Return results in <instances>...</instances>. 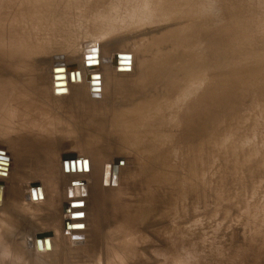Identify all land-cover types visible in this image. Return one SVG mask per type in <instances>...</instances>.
<instances>
[{"label":"rangeland","instance_id":"rangeland-1","mask_svg":"<svg viewBox=\"0 0 264 264\" xmlns=\"http://www.w3.org/2000/svg\"><path fill=\"white\" fill-rule=\"evenodd\" d=\"M172 2H176L175 5L188 7V12H186L187 14L185 18L188 17V27L186 31L190 34L187 35V32H185V40H188V37L189 39H191L190 36L192 35L191 37H193L194 34H196L191 39V42L188 40V44L185 43V46L182 47L184 48V57L182 59L177 58V56L175 55L174 44H152L153 40H155L157 38V35L159 34H147L145 32V28L148 27V24L151 21L158 22L165 33L169 31L173 24L175 25L174 18L176 16L171 13V7L165 6L166 3L167 5H171ZM84 3L86 4V7H84ZM95 4V0H0V15L7 13L9 14L8 18H12L11 21H8L9 23H4L5 26H3V23L1 25L5 27L4 30H6L7 27L11 26L10 28H12L13 32H16L18 37L21 36L19 39L22 40L21 42L18 39L17 35H14L15 33L10 32L14 35L11 37V35H9L10 33L7 35L6 31H4L3 36L7 35V37H3L5 38L3 39L5 44L2 45L5 46L6 51L9 52L11 50L10 53L12 55H15L16 58H14L17 59V64L21 62L18 61V59H21L22 62H28L27 64H24V62L20 63L22 73H24L23 71L26 72L27 68H31L26 72L29 76H25L24 81H26L27 77H30V74H32L30 79L35 78L36 76L37 80L41 78L36 83L38 86H41V88L44 89V94H46H43V97L39 98V101L35 103L23 101L24 99L19 100L20 97H18L17 99L14 98L13 100L8 101V103L4 105L5 107L3 106V104L0 105V129L2 127L3 129H5L6 127L4 126L10 128L5 129L9 130L8 132H4L3 129L0 130V133L2 132L3 135H0V143L3 142L2 144H4V142L8 141V144H4L7 145V147H4V145L0 144V150L4 152L5 156H7L4 157L5 160H2L0 158V161H7L9 164L11 163L10 170L13 168V171H16V173L13 174L14 177L18 176V178L22 180L21 181L19 179L18 183L20 184L17 185L16 195L17 199H19L18 201H16V203L19 204V207H16L18 206L17 204L14 205L15 207L6 206L7 204L11 205L9 203L10 201L8 202V200H11L8 199L9 196L11 198V195H8V193H10L11 191L6 192L11 187L10 176L8 177L9 179L4 178L6 180H3V182H1L3 183L2 186H4V183L8 182V189H4L7 194L5 193L4 195L5 202H2V204L0 202V210H2L6 206L4 208L5 210L3 209L2 211L5 213H7L6 211H8V216L10 215L11 217V214L14 215V213L20 214V216L18 215V218L22 222L21 230L25 232L29 231L28 240L30 242H32L36 238V232L47 234V232L50 230L48 234L53 235L54 233H56V235H54L59 237V239L64 242L68 241L67 238L70 237L69 240H72L68 241L69 243L71 242L80 245L82 243L88 244V241H86L88 240V234H83L82 231L84 227L82 230H80L79 227V225H81V219L84 218L86 213L88 220L84 224L87 225V227H89L91 231L95 229L96 234L101 233L99 227L96 224L93 225L94 223L91 220V203L90 206L87 202L84 203L87 198H82L81 192L79 191L77 193L72 192L71 194V191H75V189L70 190L71 179L63 183L66 180L59 179V177H57L58 175L56 176V172H60V168H58L59 170L57 169V167H60V159H62L63 157L65 158L69 155L78 156V154L74 152V147L77 143V147L83 146L81 148L85 147L86 149L90 148V146L93 145L99 152L96 153L97 155H95L94 159H104L103 161L105 162V159L107 157V163H110L112 161L110 156L103 153L105 151V148L107 147V141L97 131H94L92 129V127H95L99 122L97 118L92 119L90 113L86 115H81V112L79 114H75L74 112H79L80 110L84 111V108L78 104L70 105L65 103L68 98L71 97H69L67 92L64 93L67 96H65L64 94H60V97L52 96V94L50 93L51 87L49 72L50 68L53 65H63L71 61V63H69L67 67H65V69L75 72L74 74H76L77 72L79 73V71L83 68V64H81L82 67L80 65L81 43L87 40L88 37L90 39L94 38V36H97V34H101L104 35L103 37L107 38H102V36H99L97 38V41L105 39L103 40L104 42L102 41V43L99 41V43L102 44H99V46H101L100 51L101 54L103 52V56L105 54L108 55V52L102 49L104 48V44L108 41H113V43L115 44L117 42L118 44L121 43L120 45H126L125 43L121 42V39L129 32L130 29L119 30L117 24L113 22V20H119L121 14H112L109 12L104 18L107 19L102 22L100 18H97L99 15V7ZM64 5L66 6L64 7ZM82 8L84 13L81 10ZM211 8H215L214 10H217L218 13L217 11L212 12ZM62 9L65 11H63ZM70 9L73 10L71 11ZM143 9V14L127 15L128 26L130 23L139 24L140 26H137L136 29L144 32V35L141 34L138 37H135V40H132L130 42V44L133 43L132 46L130 44L129 46L135 50L134 52L140 54H154L155 50H159L161 52L160 55L162 59L164 61H167V64L170 65L169 70H179V68L184 67L188 85H185V91H181L178 95L172 96L171 99V103L174 107L171 108L173 114L170 118V152L168 153L167 157L168 164L166 166V170L163 169L164 164L166 163V158H164L162 154H156L155 157L151 160L152 162H147V160L151 158L146 157V155L144 156L143 151H141V145L138 144L136 164L138 166V169L136 173H134V176L129 175L128 172L126 173L125 177H133V179L130 180L131 183H134L136 178V188L138 190L137 201L140 203V205L143 206L144 210H146L150 204L149 201L144 198V196L142 197L143 193L144 195H147L146 192L149 193L150 190H154V188H157L164 183L167 185L171 196L170 221L172 223V226L170 227V233L180 231V228L177 227H182V223L188 221L185 216L189 211L190 215H195V217L201 221V224L197 225L198 228L196 229L197 231L200 230L198 231L199 233L196 237V243L201 249H199L200 252L198 254L200 264H264V0H160V2L159 0H144ZM207 10L209 12V15H207ZM210 10L212 15L210 13ZM68 11L70 13H68ZM199 12L200 14L202 13L203 17H199ZM203 12L205 13L203 14ZM195 14H197V16ZM68 15H70V17H68ZM111 16L112 19L109 18ZM92 17L94 19H92ZM215 17L217 21L215 20ZM214 23L215 25H213ZM197 29L201 32H199ZM193 30L194 32H196L194 33ZM115 31L117 32L115 33ZM108 32L110 33L108 34ZM200 35L203 37H201ZM35 37L36 39H34ZM46 37L50 41L46 39ZM196 37L198 38V40ZM10 38L13 40H17V43L14 41L16 45L13 44L11 46L12 48H15L14 50H12L11 47L10 50L8 49V46L10 44L7 41L10 40ZM200 38H204V40ZM59 39H61L62 41H60ZM23 40L25 45L23 44ZM63 41H65V43ZM89 43L83 44L84 46L82 47L85 51L87 48L86 46L98 44L96 42ZM118 44L114 46L116 47L115 49L120 47V45ZM16 48L19 50L23 49V53L25 55H23L22 50L17 51ZM120 49H124L123 46ZM0 51H3V49H1ZM75 51L77 53H75ZM27 52H29L30 55L26 56V54H28ZM209 52L210 54H208ZM16 53L17 55H20L17 56ZM71 53L74 54L72 55ZM70 55L73 57H71ZM106 55L105 58L107 57ZM201 55L204 56L201 57ZM34 56L35 58H32ZM76 56L78 58H76L77 60L75 59ZM198 56L202 58L203 61L199 59ZM23 57H25V60ZM27 57L28 59H26ZM30 58L34 60L35 64ZM29 59L30 61H28ZM112 60V65L116 64V67H123L130 61V59L128 58H114ZM44 61L46 62L45 64ZM114 61L117 62L114 63ZM123 63L124 65H122ZM93 64L91 63V66L89 65L88 67L95 71L97 70L95 68H98V63L97 61H94ZM25 65H27V68H25ZM54 70H62V68H56ZM58 74L62 78L55 81V83H64L63 86L60 87L64 88L66 86L65 83L68 81V74L64 71ZM55 75L56 74L53 72V77ZM47 79L49 82L46 81ZM32 80H30V82ZM44 81L46 82L44 83ZM69 81L74 82V80H72L70 76ZM81 83L82 81H80V84ZM80 84L71 88L69 90V94L74 93L75 90H77L76 88L80 87ZM74 88L75 90H72ZM198 88H200V92H196ZM104 90L106 91L105 94L108 93L109 90L107 85H104ZM32 91L33 90L26 91L24 95L30 96L29 92ZM86 91L88 97L87 99H89V102L92 100V98H89V96L92 95L93 98L95 97L94 99H96V97L100 98L104 94V92L100 94V92L95 87L85 86L82 89V93L85 95V97ZM47 94L50 95V97ZM49 99L50 101L48 102L50 104L48 102L46 103V101ZM182 99L186 100L187 104L185 107L186 116L185 119L181 123H179V121H177L175 117V115L178 113L176 110V106L182 103ZM11 103L12 105L10 106L9 104ZM58 104L61 106H57ZM1 106L4 107V109ZM1 108L3 109V112ZM12 130L13 135L15 134L14 137H16L17 135L16 138L19 137L21 140L25 139L27 137L26 135L32 136L35 133L37 135L38 133L43 135L42 132H44V135L49 137H47L46 140H50L49 144H47L48 146H45L48 148V150L52 148L51 150L53 151L50 150V152L48 150H44V154H46V151H48L46 156H44L45 160L43 158L41 159V161L37 160V162L35 159L40 158L39 152L41 150L43 151V149L40 146L38 147L37 145L29 146L30 144H25L24 146V143L19 138L18 140H20V142L18 140L16 141V138L13 139V135L11 137L12 141L15 140V142H17L18 145L20 144L21 146H18L16 149L14 148L15 150H11V147L8 148V145H11V138H9V140L8 137L11 136L10 134H12ZM179 130H181V133L183 131V133L181 134ZM14 131L16 133H14ZM22 133L24 135H22ZM4 138H6V141H3ZM52 144L55 145L53 146ZM62 145L64 146V148H62ZM19 147L21 152H19L20 150L18 151ZM21 147H24V149L22 150ZM57 148L62 152L58 151ZM25 149H27V152L25 151ZM31 149H34L32 153L34 151L37 152L33 153V155L35 156L31 154ZM21 153H23L22 155L24 156H21ZM51 153H53L52 156H55L51 157ZM99 154L100 157L98 158ZM28 156L30 157V159ZM13 157L16 159L19 158V160H13ZM180 157L182 161L180 160ZM51 158L52 160H50ZM54 158L56 159L55 161L53 160ZM58 158L60 159L58 160ZM20 159L22 161L24 159L26 162L28 160L25 167L18 169L21 172L23 170L25 174H23V172L20 173V171H17L15 166L11 167L12 163L15 164L16 161H19L17 163H20ZM122 159L128 160L127 158H125V156H122ZM29 160H33L34 162L36 161L35 163H39L40 165H35L33 161L32 164ZM28 163L31 165H28ZM56 164H58V166ZM46 165H50L48 166V170L50 169V172L47 171ZM29 166L32 168L28 169ZM51 167L53 169H51ZM23 168H27L26 172ZM41 168L43 170H41ZM27 170H32L33 172L31 171V173ZM41 171H45V173H42ZM48 172L50 174H48ZM2 173L5 172H3L0 168V178L4 177ZM53 173H56L55 178L54 176H52ZM36 174L38 176L41 175V178L37 176L35 177ZM46 174L48 176H46ZM20 175L22 178L24 175H26L24 176V178L27 177L28 183L27 181L23 182L24 178L22 179L21 177H19ZM27 179L25 178V180ZM40 180L42 181L40 182ZM59 180L60 184L57 183L59 182ZM55 181L56 185L58 184L57 186L55 185ZM86 181L87 180H85V182ZM143 181H145L147 184L149 181H151L154 185H151V188L148 189L147 185H144V183H142ZM53 182L54 185L52 184ZM127 182H129V180H127ZM40 183L41 185L43 184L42 186H45V188L47 186V190L44 188L46 190L45 193H47L45 194V199L42 200V202H37V200L34 199V188L32 187V184L41 186ZM79 184H81V182H79ZM86 184L89 189L93 188V190H90L92 196L93 194L99 192L101 188H99V183H97L99 184L97 187V184L95 182L91 183V180L88 183L86 182ZM20 185H22V187ZM50 187H55L57 189H50ZM18 188H20L21 190ZM96 188L98 189V191H96ZM48 189L50 190L48 191ZM141 189L144 190L142 191ZM50 191L54 192L52 193ZM65 191L66 194L64 195ZM92 191H94L95 193H92ZM48 193L50 196L48 195ZM51 195L54 196L52 197ZM47 196L50 199H48ZM22 197L27 198L24 199ZM51 197L53 201L51 200ZM104 197L106 198L104 199L105 203L106 201L108 203L107 207L111 210V217L119 216L120 218L124 219L126 217V213H122L121 210L134 204L133 196L125 198L124 201H117L116 196L113 199L109 198L108 196ZM184 197H186V199H184ZM21 198L23 199V201L25 200V202H27L28 200L29 201L26 204L22 201ZM20 200L23 203L20 204ZM13 202H15V200ZM28 204L30 206L32 205L31 209ZM37 204H39V208ZM84 204L87 206V208ZM83 206L85 208H83ZM32 207L35 209V212L37 209H40L42 213L40 210H37V213L35 214ZM11 208H13V210ZM26 208L28 209V211ZM50 208L55 211H50ZM31 210H33V213ZM2 211H0V213ZM24 213H26V215H23ZM89 214H91L90 218H88ZM141 214H144L143 211L141 212ZM67 216H69V218ZM207 216H209V218ZM53 218H55V221ZM38 219L40 220V222ZM43 219L45 221L46 219H50L48 221L49 223L47 221L45 222ZM70 222H76L78 225H70ZM36 223H38L40 226H44H41L40 229V226ZM59 226L62 227L59 228ZM116 226L117 224L112 223L109 231H113ZM10 227L11 225L1 226L0 231L4 229V232H1H3L4 235L6 234V236L11 237H19V234H21L22 236L24 235V232L18 231L16 233L14 229ZM61 231L63 233H61ZM75 234L77 235L75 236ZM78 234H80L81 236ZM83 237H85L86 240ZM195 257L197 258V256ZM91 261L94 260L91 259Z\"/></svg>","mask_w":264,"mask_h":264},{"label":"bare ground","instance_id":"bare-ground-1","mask_svg":"<svg viewBox=\"0 0 264 264\" xmlns=\"http://www.w3.org/2000/svg\"><path fill=\"white\" fill-rule=\"evenodd\" d=\"M95 1H96L95 5H98V7H99L98 8L99 9V15L97 18H100L102 20V22L107 19V18L106 19H104V18L107 15V13H109V12L112 14H117V13L121 14L119 20H113V22L115 24H117L119 30L120 29H130L129 32L125 36H123L121 39V42L125 43L128 46V49H127L126 45L125 46L120 45L121 43L118 44L117 42H116V44L120 45V47L115 49L116 47H114V46L116 44L113 43V41L112 42L108 41L104 44V48H102L108 52V55H106L104 52V54L107 56L105 58V55L104 56L102 55L103 52L101 54V51H100L101 46H99V44L102 45L101 43L105 39L99 40L101 42V43H99V41H97V38L99 36H102V38H106V37H103L104 35H101V34L98 35L97 34V36H94V38L89 39V37H88L87 40H85L81 43V55H80L81 56L80 57L81 63L79 62L80 65L83 64V68L81 70L79 69L81 72L78 70L79 73L77 72L76 74H74L75 72H73L71 70H66L65 67H67V65L69 63H71V61H69V60H67L69 62H67L63 65L62 64L53 65L50 68L49 72H50V87H51L50 93L52 94V96H54V97L59 96L60 97V94L63 95L64 93L67 92L69 97L70 96L71 97L68 98V100L65 103L70 104V105L71 104H73V105L78 104L84 108V111L80 110L79 112H74L75 114H79L81 112L80 113L81 115H86V114L90 113L92 119L97 118V120L99 122L96 124L95 127H92V129L94 131H97L107 141V143H106L107 147L105 146L106 148H105V151L103 153H105V155L108 154L110 156V158L112 160L111 162L109 161L110 163H107V157L106 156H105L106 157V159H105L106 163L103 161L104 159L99 160V159H97V157H96L97 160L94 159L95 155H97L96 153H99V152L97 149H95V147L93 145H91L90 148H88V149H86L84 147L85 148L84 149V148H81L83 146L77 147L76 146V145H78V143H77L74 147L75 148L74 152L77 153L78 156L69 155L66 158H64V157L62 159L58 158V160L60 159V161H61L60 165H59L60 167H57V169L60 168V170L58 169L60 172L57 171L56 172L57 174L55 173L56 176L58 175L57 177H59V179L66 180L63 183H65V182H67V180L71 179L70 190L75 189V191H71V194H72V192L77 193L79 191V192H81L82 198L83 197L87 198V200L84 201V203L87 202L89 206L91 203V206H92L91 207L92 213L90 212L92 214L91 220L94 223V224L93 223L92 224L93 225L96 224L99 227V229L101 230V233L96 234L94 228H93L94 230L91 231L90 228L84 224L88 220L87 219V213H86L84 218L81 219V225H79V227H80V230H82L84 227V229L82 231L83 234L84 233L88 234V240H86V238L83 237V238H85L86 241H88V244H86V243L84 244L82 242H80V243H82L81 245L71 243V242L69 243L68 241H71L72 239L69 240L70 237L67 238L68 236L66 237L68 239V241L64 242V241L60 240L59 237L55 236L56 233H54L55 234V235L53 234L54 237L58 238L59 239L58 240V239L54 238L52 234L51 235L48 234V232L50 230L47 232V234H41L40 232H36L35 233L36 238L32 242H30L28 240L29 231L25 232V231L21 230L22 222L18 218L20 216V214L14 213V215L11 214V217H10V215L8 216V214H7L8 211H6L7 213L2 211L6 206L15 207L14 205L17 204L16 201H18V199H19V198L17 199V195H16L17 194V185L20 184V183H18L19 182L18 180L20 178H18V176L14 177L13 174L16 173V171H13V168L10 170V164L11 163L9 164L7 161L6 162L0 161V168L2 169L3 172H5V173H2L4 175V177L0 178V182H3V180H6L4 178H8L9 176L11 178V180H10L11 187L8 189V187H7L8 182L5 181L6 183H4V186L2 187V189H0V202H1V204H2V202L3 203L5 202L4 201L5 193L8 191L9 192L11 191L10 193H8V195L9 194L11 195V198H10V196H9V198L7 197L8 199H11V200H8V202L10 201L9 203L11 205L7 204L4 208L2 207L3 208L2 210H0V211H2L0 213V229H1V226H10L11 225L10 228L14 229V231L16 233L18 231L24 232L23 236L21 234H19V237L18 236L17 237H11V236H6V234L4 235V233H3L4 229L1 230L3 232L0 231V264H193V263L200 264L199 259H198V254L200 252L199 251L200 248L198 247V245L196 243V237L199 233L198 231H200V230L197 231L196 229L198 228L197 225L201 224V221L198 218H196L195 215H190V213H189L190 211H189L188 214L185 216L188 221L185 223H182V227L176 226L177 228H180L179 229L180 231L170 233V227L172 226V223L170 221L171 220V211H170L171 196H170L167 185L164 183L163 185H160L157 188H154V190H150L149 193H147L145 191L147 195H144V193H143L142 197L144 196V198H146L150 204L148 206V208L146 210H144L143 206L140 205V203L137 201V198H138L137 197L138 196L137 191L138 190L136 188V184H137L136 178H135V182L131 183L130 180H132L133 177H128L129 179L125 177L126 173H128V172H129V175L134 176V173H136V171L138 169V166L136 165L137 164L138 144L141 145V151H143L144 156L146 155V157L151 158V159L147 160V162L151 161L155 157L156 154H159V153L162 154L164 156V158H166V160H165L166 163L164 164V168H163L166 170V166L168 164L167 157H168V153L170 152V145H169V132L171 131L170 118H171V115L173 114V111L171 108L174 107L171 103V99H172V96L178 95L181 91H185L184 87H185V85H188L187 79L185 76L186 73L184 72V67L179 68V70H174V69L169 70L170 65L167 64L168 63L167 61H164L162 59V57L160 55L161 52L159 50H155L154 54H140V53L134 52L135 50L129 46L130 42L132 40H135V37H138L141 34L144 35V32L143 31L141 32L138 29H136L137 26H140L139 24L130 23L128 26L127 15L143 14L144 0H95ZM60 2H62V1H60ZM159 2H160V0H159ZM175 4H176V2H172L171 5H167V3H166L165 6L171 7V9H170L171 13L176 16L174 18V23L176 26L173 24L171 26V28L169 29V31L165 33V31L162 29L161 25L158 22L151 21L148 24V27L145 28V32L147 34H149V33L150 34H159V35H157V38L155 40H153L152 44H158V45L174 44L175 55L177 56V58L182 59L184 57V48H182V47L185 46V43H187L189 41L191 42L192 41L191 39L196 34H194L193 37H191L192 36L191 35L190 36L191 39H189V37H188L189 41L185 40L184 35L186 34L185 32H187L186 29L188 27V24H187V18L188 17L185 18V16L187 14L186 12H188L187 11L188 7L187 6L185 7L182 5H175ZM89 5H91V4H89ZM65 6L66 5H64V7ZM84 7H86V4ZM211 9H212V12L217 11V10H214L215 8L214 9L211 8ZM81 10L83 11V8ZM208 10H207V12H208ZM63 11H65V10H63ZM77 12H79V11H77ZM205 12H203V14ZM68 13H70V12L68 11ZM83 13H84V11H83ZM90 13H92V12H90ZM210 13H211V10H210ZM217 13H218V11H217ZM195 15L197 16V14H195ZM198 15H199V17H203L202 13L200 14V12L198 13ZM207 15H209V12ZM211 15H212V13H211ZM8 16H9V14H7V13L0 15V45H1L0 50L3 49V51H0V105L3 104V106H4V105H6V103H8V101L13 100L14 98L17 99L18 97H20L19 100L24 99L23 101L35 103V102H38L39 101L38 99L42 98L43 94H44V89H42L41 86H38L36 83L41 78L39 80H37V76L35 75L36 77L32 78V79H35L36 81L32 80V79H30L32 74H30V77H27L28 80L26 78V81H24L25 76L28 75L26 72L29 71L31 68L28 69L27 65H25L26 66L25 68H27V70L25 69L26 72L23 71L24 73H22L21 66H20V63L22 62V60L18 59V61H21L20 63H18L19 64L18 65L17 59H15L16 58L15 55H12L10 53V51H11L10 47L13 44L16 45L17 40H13L11 38L8 41L5 40V41L9 42V44H10L8 46L9 47L8 49L10 50L9 52L6 51L5 46L2 45V44H5L4 40H3L5 38H3V37H5V36L7 37V35L10 32L15 33L14 35H17L16 32H13L12 28H10L11 27L10 25H9L10 27H7L6 30H4L5 27H3V26H5V24H7L5 22L12 20V18H8ZM196 16H194V17H196ZM68 17H70V15H68ZM212 17H214V16H212ZM109 18L112 19V16ZM183 18H185V19H183ZM204 18H207V17H204ZM92 19H94V18L92 17ZM190 19H192V18H190ZM215 20H216V17H215ZM2 23H3V26L1 25ZM213 25H215V23ZM8 29H9V31H8ZM202 30H203V28H202ZM4 31H6V33H7V35H5V36H3ZM104 32H105V30H104ZM116 32L117 31H115V33ZM120 32H122V31H120ZM123 32H124V30H123ZM193 32H194V30H193ZM199 32H201V31H199ZM11 33L9 35H11V37L14 36ZM98 33H100V32H98ZM109 33L110 32H108V34ZM188 34H190V33L187 32V35ZM191 34H192V30H191ZM113 35H114V33H113ZM203 35H205V34H203ZM17 37H18V35H17ZM20 37L21 36H19L18 39ZM201 37H203V36H201ZM28 38H30V37H28ZM28 38H27V41H28ZM34 39H36V37ZM46 39H48V38L46 37ZM200 39L204 40V38H200ZM19 40L22 42L21 39H19ZM59 40L62 41L61 39H59ZM197 40H198V38H197ZM63 42L65 43V41H63ZM89 42H96V43H98L97 44L98 46L95 44H92L85 51L82 46H84L83 45L84 43H89ZM133 42H135V41H133ZM47 43H49V42H47ZM23 44L25 45L24 40H23ZM132 44H130V45L132 46ZM198 45H200V44H198ZM6 46H7V43H6ZM122 46L124 49H120V48H122ZM2 47H4V48H2ZM200 47H198V48H200ZM196 48H197V46H196ZM14 49L15 48H12V50H14ZM193 49H195V48H193ZM16 50L17 51L22 50V53H23V49L19 50L16 48ZM26 50H24V51H26ZM186 51H187V49H186ZM206 52H207V50H206ZM27 53L28 54H26V56L30 55L29 52H27ZM75 53H77V52L75 51ZM71 54L73 55L74 53H71ZM189 54H191V53H189ZM208 54H210V52ZM16 55H17V53H16ZM19 55H17V56H19ZM23 55H25V54L23 53ZM23 55H21V56H23ZM203 56L204 55H201V57H203ZM25 57H23L24 60H25ZM28 57H30V56H28ZM28 57L26 59H28ZM71 57H73V56H71ZM154 57H157L158 59L154 58ZM32 58H35V56ZM76 58H77V56L75 57V59ZM114 58H128V59H130V61L128 64H125V66H123V67H116L115 66L116 64L112 65V63H111V61H113L112 59H114ZM198 58L203 61V59L200 58L199 56H198ZM30 59L28 61H30ZM32 61L34 62V60H32ZM72 61H73V59H72ZM94 61H97L98 68H95V69H97L99 71H97V70L94 71L88 67L91 63L93 64ZM210 61H212V60H210ZM23 62H24V64L28 63L27 61H23ZM33 62H29V63H33ZM64 62H65V60H64ZM115 62H117V61H114V63ZM45 63L46 62L44 61V64ZM76 63H77V61H76ZM85 63H88L89 65L86 66ZM34 64H35V62H34ZM72 64H74V63H72ZM80 65H77V66H80ZM122 65H124V63ZM117 66H118V64H117ZM81 67H82V65H81ZM56 68H60V69L62 68V70L68 74L67 75L68 81L65 83L66 86L64 88H60L62 86H55L54 85L56 80H54V77H53V70ZM32 73H34V72H32ZM70 73L73 74L74 82L69 81ZM43 75H44V73H43ZM42 77H45V76H42ZM29 79L32 81L30 82ZM46 81H48V79ZM46 81H44V83ZM80 81H82V83H83V84L81 83L82 85L80 84ZM79 84H80V87H77L76 88L77 90H75V88L72 89V90H75V92L69 94V90L71 88H73L74 86H78ZM104 85L105 86L107 85L108 90H109L108 93H106V94H105L106 91L104 90ZM48 86H49V84H48ZM85 86L95 87L100 92V94H102V92H104V94L100 98L96 97V99H94L95 97L93 98V96L91 94H89V95H91V96L88 95L89 98L90 97L92 98V100L89 102V99H87L88 97L86 94L87 91L85 92L86 97L83 94L84 91L82 93V89ZM29 90L30 91L33 90L34 92L33 91L29 92L30 96L24 95V93L26 91H29ZM201 90H203V89H201ZM196 92H200V88H198L196 90ZM92 94H93V92H92ZM44 95H46V94H44ZM25 96H26V98H25ZM48 96L50 97V95H48ZM52 96H51V98H52ZM65 96H67V95H65ZM94 96H95V94H94ZM93 99H94V101H93ZM55 100H57V99H55ZM48 101H50V99L47 100L46 103ZM15 102H13V103H15ZM9 105L11 106L12 103ZM186 105H187L186 100L182 99V103L178 104L176 106V110L178 113L175 115V117H176L177 121H179V123H181L185 119V116H186L185 115V107H186ZM57 106H61V105L58 104ZM4 107H2V108L4 109ZM51 107H53V106H51ZM77 107H79V106H77ZM3 109H2V112H3ZM72 110H73V108H72ZM77 110H78V108H77ZM25 113H26V111H25ZM88 117H90V116H88ZM24 124H25V122H24ZM4 127L7 128V126H4ZM2 129H3V127L0 130H2ZM5 129H3L4 132L9 131V130H5ZM13 129H15V128H13ZM18 130H20V129H18ZM18 132H20V131H18ZM179 132L181 133V130H179ZM11 133H12V134H10L11 136H9V137L7 136L8 139L12 137L13 130ZM14 133H16V132L14 131ZM42 133H43V135H41L39 133H38V135L35 133L32 136L26 135L27 137L23 140H21L18 137L24 143V146H25V144H27V145L30 144L29 146L37 145L38 147L40 146L43 149V151L41 150L39 152L40 156L38 153V156L40 158L35 159L36 161L37 160L41 161V159H43V158L45 160L44 156H46L48 151H50L52 149L51 148L50 150H48V148L46 147V146H48L47 144H49L50 140L49 141L46 140V138L48 136L44 135V132H42ZM182 133H183V131H182ZM3 134H6V133H3ZM26 134H28V133H26ZM0 135H2V132L0 133ZM14 135L12 137L13 139L17 137V135H16V137H14ZM22 135H24V134L22 133ZM18 136H20V135H18ZM12 138H11V140L9 139L11 141V145L10 146L8 145V148L11 147L10 148L11 150L12 149L15 150L18 146H21V145L20 144L18 145V143L15 142V140L12 141ZM18 138H16V141L18 140ZM5 139L6 138H4L3 141H6ZM0 140H1V138H0ZM20 140H18V141L20 142ZM10 141H9V144H10ZM2 143H0V144H2ZM5 143L8 144V141L4 142V144ZM23 143H22V146H23ZM66 143H67V141H66ZM4 144H2V145H4ZM52 145L54 146L55 144H52ZM5 146L7 147V145H4V147ZM34 147H36V146H34ZM8 148H7V151H8ZM21 148H22V150L24 149V147H21ZM58 148H57V150L61 151ZM62 148H64V146ZM19 150H20V147H19L18 151ZM26 150L27 149H25V151ZM33 150L34 149H31L32 155H33V153H37L36 151H34L32 153ZM44 150H48V151H46L47 152L46 154H44L45 153ZM51 151H53V150H51ZM19 152H21V150ZM68 152H70V151H68ZM14 154H15V152H14ZM22 154L23 153H21V156H24ZM24 154H26V153H24ZM31 154H30V156H31ZM52 154L53 153H51V157H54L55 155L52 156ZM173 154H174V152H173ZM17 155H15V156H17ZM21 156H19V157H21ZM33 156H35V155H33ZM36 156H37V154H36ZM122 156H125V158H127L128 160L122 159ZM4 157H7V156H5L4 152L2 150H0V158L2 160H5ZM99 157H100V154H99L98 158ZM34 158H36V157H34ZM14 159H16V158L13 157V160ZM24 159H23V161L20 159L21 160L20 163H17L19 161H16V162L14 161L15 164L12 163L11 167L15 166L16 170L20 171L18 169L25 167V165L28 162V160L26 162ZM29 159H30V157H29ZM8 160H9V158H8ZM16 160H19V158ZM50 160H52V158ZM53 160L55 161L56 159L54 158ZM83 160H87L85 164H83ZM180 160L182 161L181 157H180ZM32 161H30V162L32 163ZM65 161H66V165L68 167V171H66L64 169V166H63ZM35 162H34L35 165L39 164V163L36 164ZM29 163H28V165H31ZM180 164H182V163H180ZM56 165L58 166V164H56ZM48 166H50V165H48ZM48 166L46 167L47 171L50 170V169L48 170V168H49ZM29 167H28V169L32 168V167H30V168ZM26 169H24L25 172H26ZM51 169H53V168L51 167ZM54 169H56V168H54ZM35 170H36V168H35ZM41 170H43V169L41 168ZM27 171L29 172L30 170H27ZM182 171H183V169H182ZM22 172H23V170H22ZM22 172L20 171V173H22ZM41 172L45 173V171L44 172L41 171ZM49 172H48V174H50ZM53 172H55V171H53ZM39 173H40V171H39ZM23 174H25V173L23 172ZM55 174L54 173L52 174V176H54V178H55ZM43 175H45V174H43ZM24 176H26V175H24ZM24 176H23V178H24ZM28 176H29V174H28ZM36 176L41 178V175L38 176L36 174L35 177ZM46 176H48V175L46 174ZM19 177H21V175ZM25 178L27 179V177H25ZM25 178L23 179L24 180L23 182L27 181V183H28V179L25 180ZM29 179H30V177H29ZM31 179H33V178H31ZM36 180H38V179H36ZM85 180H87L86 181L87 183L90 182V180H91V183L92 182H95L96 184L99 183L100 185L97 184V187H98V185H99V188L101 187L99 192L95 193L94 192L95 190L92 191V193H95L92 196L90 190L91 189L93 190V188L89 189ZM127 180H129V182H127ZM41 181L42 180H40V182ZM78 181L81 182V184H79ZM36 182H38V181H36ZM48 183H50V182H48ZM57 183L60 184V180ZM73 183H75V184H73ZM142 183H144V185H147L148 189L151 188V185H154L151 181H149L148 184L145 181H143ZM52 184L54 185V182ZM61 184H62V182H61ZM66 184H68V183H66ZM40 185H41V183H40ZM42 185L41 186L36 185L33 189L34 199H36L37 202H39V201L42 202V200L45 199V196H46L45 194L47 193V192L45 193V191L47 190L46 189L47 186L45 188V186L43 187ZM55 185H56V181H55ZM63 185H65V184H63ZM20 186L22 187V185H20ZM25 187H26V185H25ZM28 187H29V185H28ZM95 187H96V185H95ZM51 188H55V187H50V189ZM4 189L5 190L8 189V190L5 192ZM18 189H20V188H18ZM50 189H48V191ZM55 189H57V188H55ZM60 189H61V187H60ZM30 190H28V191H30ZM96 191H98V189ZM22 192H23V190H22ZM50 192H52V191H50ZM49 193H48V195H49ZM65 194H66V191H65L64 195ZM51 196L53 197L54 195H51ZM104 196H108L109 198H112V199L116 196L117 201H124L125 198H129V197L133 196L134 197V204L132 206H129V207L121 210L122 213H126V217L124 219L120 218L119 216L111 217L110 215H112V213H111V210L107 207L108 206L107 201H106V203L104 201V199H106ZM52 197H51V200H52ZM22 198L25 199L27 197H22ZM47 198L50 199L48 196H47ZM82 198H81V200H82ZM184 199H186V197H184ZM14 200H15V202H13ZM58 200H59V196H58ZM22 201H23V199H22ZM22 201L21 200L19 201L20 204L25 202V200L23 202ZM48 201H50V200H48ZM55 201H57V200H55ZM8 202H6V203H8ZM27 202H25V203L27 204ZM30 204H31V202H30ZM17 205L18 206H16V207H19V204H17ZM31 206H30V209H31ZM37 206L39 208V204H37ZM33 207H36V206H33ZM85 207L87 208L86 205H85ZM85 207L83 206V208H85ZM43 208H44V206H43ZM11 209L13 210V208H11ZM11 209H10V212H11ZM17 209H19V208H17ZM21 209H25V208H21ZM7 210H8V207H7ZM33 210L35 212L34 208H33ZM33 210H31L32 213H33ZM37 210H36L35 214L37 213ZM51 210L55 211V210L50 208V211ZM27 211H28V209H27ZM31 211H29V212H31ZM142 211L144 214H141ZM23 212H25V211H23ZM41 213H42V211H41ZM39 214H40V212H39ZM91 214H89L88 218H90ZM21 215H22V213H21ZM23 215H26V213H24ZM27 216H28V214H27ZM30 216H33V215H30ZM50 216H52V215H50ZM67 217L69 218V216H67ZM207 217L209 218V216H207ZM53 219L55 221V218H53ZM49 220L46 219L47 222ZM44 221H41V222H44ZM39 222H40V220H39ZM51 222H52V220H51ZM112 223L117 224V226L115 227V229L113 231H109V228H110ZM36 224H38V223H36ZM40 224H42V223H40ZM75 224H77V223L76 222H70V225H75ZM47 225H49V224H47ZM47 225H46V227H47ZM41 226H44V225H41ZM41 226H40V229H41ZM61 227L59 226V228H61ZM37 229H39V228H37ZM59 230H57V231H59ZM63 230H64V228H63ZM75 230H76V228H75ZM61 233H63V232L61 231ZM59 234H60V232H59ZM76 235L77 234H75V236ZM78 235H80V234H78ZM63 236H64V234H63ZM63 236H62V238H63ZM80 236H78V237H80ZM89 236H90V238H89ZM33 238H34V236H33ZM195 256H197V258ZM91 259L94 261H91Z\"/></svg>","mask_w":264,"mask_h":264},{"label":"water","instance_id":"water-1","mask_svg":"<svg viewBox=\"0 0 264 264\" xmlns=\"http://www.w3.org/2000/svg\"><path fill=\"white\" fill-rule=\"evenodd\" d=\"M89 46H90V45H88L86 49H88ZM86 65H89V64L86 63ZM62 71H63V70H54V71H53V72L56 74V75L54 76V79H55L56 81L62 78V77H60L59 74H58V73H60V72H62ZM69 76H70V78L73 80V74L70 73ZM55 86H63V83H58V82H57V83H55ZM65 158H66V157H65ZM86 161H87V160H83V164H85ZM63 166H64V169H65L66 171H68V167H67V165H66V161L64 162ZM2 185H3V183L0 182V189H2V187H3ZM36 185H37V184H32V187L34 188Z\"/></svg>","mask_w":264,"mask_h":264}]
</instances>
